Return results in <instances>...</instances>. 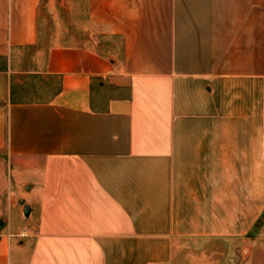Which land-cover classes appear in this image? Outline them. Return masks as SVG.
<instances>
[{
    "label": "crops",
    "instance_id": "crops-1",
    "mask_svg": "<svg viewBox=\"0 0 264 264\" xmlns=\"http://www.w3.org/2000/svg\"><path fill=\"white\" fill-rule=\"evenodd\" d=\"M45 8L0 0V264L237 254L219 219L264 198V0H85L50 45Z\"/></svg>",
    "mask_w": 264,
    "mask_h": 264
},
{
    "label": "rangeland",
    "instance_id": "rangeland-1",
    "mask_svg": "<svg viewBox=\"0 0 264 264\" xmlns=\"http://www.w3.org/2000/svg\"><path fill=\"white\" fill-rule=\"evenodd\" d=\"M70 1L72 0H45V12L47 14L45 37L47 45H50V43L68 44L73 36L76 37L81 33L80 25L84 24L83 15L86 14V10L84 8L78 9L77 6L79 2L83 5L85 0H73L74 8L68 9L64 3L67 2L69 4ZM5 161L6 156L0 152V167ZM0 177H2L1 174ZM2 181L0 178V196L5 192V186ZM257 191L258 189L256 188ZM239 211H242L241 203L239 204ZM225 216L224 213V218L219 220L224 226V231L236 233L237 237L234 240L237 242L238 251L237 254L235 251V255L233 250H224L223 264H235L237 260L241 262L243 258H246L249 250L253 247L256 248L259 241L264 240V198L256 196L253 218H242L239 216L230 218V216ZM261 258L264 260V254L261 255Z\"/></svg>",
    "mask_w": 264,
    "mask_h": 264
},
{
    "label": "water",
    "instance_id": "water-1",
    "mask_svg": "<svg viewBox=\"0 0 264 264\" xmlns=\"http://www.w3.org/2000/svg\"><path fill=\"white\" fill-rule=\"evenodd\" d=\"M27 210H28L27 207H25V212H26ZM1 224H2V221L0 220V226H1Z\"/></svg>",
    "mask_w": 264,
    "mask_h": 264
}]
</instances>
